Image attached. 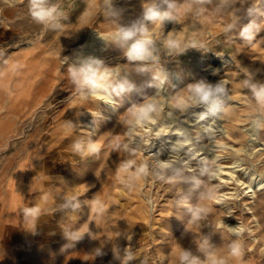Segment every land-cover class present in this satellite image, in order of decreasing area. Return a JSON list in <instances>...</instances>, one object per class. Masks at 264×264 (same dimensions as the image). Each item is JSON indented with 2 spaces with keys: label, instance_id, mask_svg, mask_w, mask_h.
<instances>
[{
  "label": "rangeland",
  "instance_id": "obj_1",
  "mask_svg": "<svg viewBox=\"0 0 264 264\" xmlns=\"http://www.w3.org/2000/svg\"><path fill=\"white\" fill-rule=\"evenodd\" d=\"M145 2L47 0L57 14L42 24L30 0H0V229L18 222L0 246L30 235L40 264H180L181 250L198 264H264V106L244 87L245 70L264 83V0H152L175 5L163 23L143 19ZM140 23L155 61H129L112 40ZM87 57L127 90L108 102L77 88L69 68ZM201 81L225 89L204 119L203 104L179 107ZM150 98L159 113L127 125Z\"/></svg>",
  "mask_w": 264,
  "mask_h": 264
},
{
  "label": "clouds",
  "instance_id": "obj_2",
  "mask_svg": "<svg viewBox=\"0 0 264 264\" xmlns=\"http://www.w3.org/2000/svg\"><path fill=\"white\" fill-rule=\"evenodd\" d=\"M143 19L152 23L165 22L176 19L173 15L174 4L168 5L167 11H160L152 0H146L143 5ZM30 14L32 19L37 23H47L55 19L57 9L47 5V0H30ZM241 36L247 40L253 39L252 25H248L241 32ZM112 40L121 48L125 49V56L132 62H149L155 61L157 57L152 50V40L145 24H133L130 27H120L115 32ZM170 47H176L174 42H169ZM246 71L247 79L244 81V87L250 89L255 101L264 106V83L253 82V73ZM69 74L73 83L80 89L93 90L98 98L111 102L113 95L119 96L127 90V82H115L112 72L105 68L103 61L87 57L80 61L78 66L69 68ZM223 84L212 85L201 81L189 86L188 95L179 104L180 108H186L189 104H203L206 106L207 112L201 115L200 119H204L205 115H215L221 110L222 101L220 96L224 93ZM160 104L155 99H147L143 103L133 105L126 114L125 123L130 127L142 126L145 122L152 120L155 114L160 111ZM182 147V145H181ZM74 148L78 152L85 149L80 143H76ZM89 153L98 151L94 144H89L86 149ZM172 167L171 162H162L161 169H169ZM28 217L35 219L38 216V209H25ZM200 209L193 212V220L200 218ZM236 231V229H232ZM67 239L71 241H79L83 238V234L79 231L65 233ZM238 253V247L233 246V254ZM96 254L100 255V250H96ZM131 257H129L130 259ZM180 264H198L195 257L190 252L181 250L179 254Z\"/></svg>",
  "mask_w": 264,
  "mask_h": 264
},
{
  "label": "crops",
  "instance_id": "obj_3",
  "mask_svg": "<svg viewBox=\"0 0 264 264\" xmlns=\"http://www.w3.org/2000/svg\"><path fill=\"white\" fill-rule=\"evenodd\" d=\"M24 226H30V221H23ZM18 224V222L16 223ZM15 223H7L5 220L1 223V231H4L6 228H11V226L16 225ZM16 230V228H14ZM0 242L5 241V236L0 235ZM30 235H12V240L14 244L11 251H6V249L0 246V264H18L20 258L22 257L26 261L33 262L32 264H40L43 260V252L39 251V247L35 245L34 239H31ZM38 247V248H37ZM4 249V250H3Z\"/></svg>",
  "mask_w": 264,
  "mask_h": 264
},
{
  "label": "bare ground",
  "instance_id": "obj_4",
  "mask_svg": "<svg viewBox=\"0 0 264 264\" xmlns=\"http://www.w3.org/2000/svg\"><path fill=\"white\" fill-rule=\"evenodd\" d=\"M258 185H264V181H260ZM239 233V232H238Z\"/></svg>",
  "mask_w": 264,
  "mask_h": 264
}]
</instances>
